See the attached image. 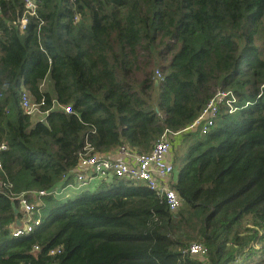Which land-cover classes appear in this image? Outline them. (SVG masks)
Here are the masks:
<instances>
[{
  "label": "trees",
  "instance_id": "16d2710c",
  "mask_svg": "<svg viewBox=\"0 0 264 264\" xmlns=\"http://www.w3.org/2000/svg\"><path fill=\"white\" fill-rule=\"evenodd\" d=\"M36 1L22 31L24 1L0 0V188L37 202L73 181L86 143L149 152L169 130L174 148L188 142L174 157L181 205L111 176L41 196L42 224L14 237L23 213L0 192V264H264V0ZM23 90L45 99L44 121L24 112ZM219 90L238 109L208 134L182 132Z\"/></svg>",
  "mask_w": 264,
  "mask_h": 264
},
{
  "label": "built area",
  "instance_id": "2783aa9c",
  "mask_svg": "<svg viewBox=\"0 0 264 264\" xmlns=\"http://www.w3.org/2000/svg\"><path fill=\"white\" fill-rule=\"evenodd\" d=\"M25 12L20 20L22 31L26 29L29 16H37L38 2L36 0H23ZM157 76H161V72L157 70ZM238 98L232 91H217L215 95L207 102L199 116L190 123L182 132L199 131L201 134H208L216 123V119L223 107L227 108L229 113L238 109ZM45 104L43 98L40 102H34L26 90L20 95V105L25 113L32 117L37 116L38 120L44 121L49 114L50 109H42ZM53 107H61L67 113L73 112L71 105L60 106L54 103ZM180 132H172L166 130L161 137L154 143L149 152H140L128 145L119 146L116 150L99 153L86 143L83 151L80 153L79 161L73 173V181L58 186L51 190H40L38 195H52L56 198L71 197L69 189L83 190L91 187L100 180H106L111 176L129 178L142 181L154 191L160 198L164 199L168 207L176 211L181 200L172 187V178L175 169L173 152V138ZM7 143L3 141L0 144V170L3 168L1 160L2 151L7 149ZM7 182L1 181L0 192L5 193L9 198L15 200L18 198L23 213L20 220L21 225L12 228V235L19 237L33 231L37 226L42 224L41 217H35L34 212L41 207L40 201H29L23 193L17 195ZM5 187H9L8 193ZM39 247L35 246L34 250ZM59 252V249L51 250V253ZM208 250L202 244L194 243L189 246V253L192 256H206Z\"/></svg>",
  "mask_w": 264,
  "mask_h": 264
},
{
  "label": "rangeland",
  "instance_id": "374dc122",
  "mask_svg": "<svg viewBox=\"0 0 264 264\" xmlns=\"http://www.w3.org/2000/svg\"><path fill=\"white\" fill-rule=\"evenodd\" d=\"M155 70H158L159 72H160V70L159 69H155ZM154 70V72H156L155 73V76L157 75V71H155ZM139 76H141V74H139ZM199 135H200V133H198V132H196V133H194V138H197V137H199ZM179 136H182L181 134L180 135H178V136H174V140L175 141H177V138L179 137ZM180 140L181 139H178V141H179V143H180ZM187 148H188V142H181L179 145H178V147L177 148H173V152H172V154H173V157H175V154L177 153V158H179V159H183L184 157H185V155H186V151H187ZM174 164H175V161H174ZM142 182V181H141ZM94 185V184H93ZM78 192H76V191H71V196H75L76 194H77ZM195 257H197V258H199V259H205V256H195Z\"/></svg>",
  "mask_w": 264,
  "mask_h": 264
},
{
  "label": "crops",
  "instance_id": "0c3cea01",
  "mask_svg": "<svg viewBox=\"0 0 264 264\" xmlns=\"http://www.w3.org/2000/svg\"><path fill=\"white\" fill-rule=\"evenodd\" d=\"M37 116H34L33 117V119H35ZM173 155V154H172ZM71 191H76V192H79L80 190H74V189H69V193L71 194ZM39 192V191H38ZM38 192H37V195H38ZM23 194H24V196L27 198V195H28V192H22ZM31 194H32V192H30ZM38 197L40 198V196L38 195ZM39 198H37V200L36 201H40L39 203H42V199L40 200ZM15 200H17V203H18V206L20 207V209H21V206H20V202H19V200H18V198H16ZM13 202H14V200H13ZM14 204H15V202H14ZM42 205V204H41ZM19 210V209H18ZM20 211V210H19ZM21 211H22V209H21Z\"/></svg>",
  "mask_w": 264,
  "mask_h": 264
},
{
  "label": "water",
  "instance_id": "95a60500",
  "mask_svg": "<svg viewBox=\"0 0 264 264\" xmlns=\"http://www.w3.org/2000/svg\"><path fill=\"white\" fill-rule=\"evenodd\" d=\"M13 205H14V203H13ZM15 211H16L17 213L19 212V210H18L17 208L15 209ZM17 225H21V222H20L19 220L17 221Z\"/></svg>",
  "mask_w": 264,
  "mask_h": 264
}]
</instances>
